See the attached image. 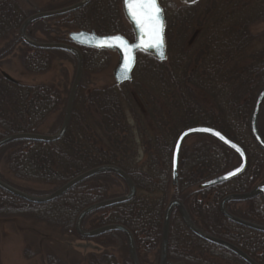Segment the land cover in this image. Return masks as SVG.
<instances>
[{"label": "trees", "instance_id": "obj_1", "mask_svg": "<svg viewBox=\"0 0 264 264\" xmlns=\"http://www.w3.org/2000/svg\"><path fill=\"white\" fill-rule=\"evenodd\" d=\"M38 1L41 0H26L32 13L19 0H0V42L8 43L0 48V67L13 51H18L20 63L29 74L51 71L59 58L74 59L69 52L34 49L21 41L24 21L42 12L35 5ZM198 2L184 6L193 8ZM160 3L168 20L169 37L176 11L172 14L166 0ZM111 7L110 0H92L76 12L34 23L28 35L43 43H69V34L76 31L125 35L114 20ZM60 8L63 7L56 9ZM176 10L180 11L177 6ZM204 13L206 18L193 29L187 48H180V54L170 61L159 62L151 55L140 54L131 82L98 87L89 93L80 86L70 127L60 141H18L1 148L0 179L28 194L42 196L85 171L103 165L117 166L133 179L137 194L127 203L86 217L85 231L122 225L134 236L140 263L159 264L165 211L172 200H180L200 229L234 244L257 263L264 264V233L233 224L220 212V203L226 196L248 193L264 183V152L253 142L249 130L255 98L264 87V47L259 48L264 26L258 27L264 25V0H208ZM52 22L56 30L46 25ZM39 23L43 24L41 32L47 40L33 35L32 30ZM189 30H181L183 47ZM81 50L85 75L102 73L110 66V52ZM3 72H0V139L18 133L45 134L40 132L41 127L59 111L62 112L59 124L64 120L65 98L60 88L26 85L13 77L14 82H10ZM197 125L216 128L245 149L248 168L242 176L214 188L200 189L203 182L234 168L238 158L216 140L199 136L184 145L178 182L172 185L175 140L183 129ZM260 129L264 136L261 123ZM114 184H123L128 191L118 176L104 173L42 205L23 201L0 189V221L27 218L46 224L51 234L56 235H49L50 240L60 244L63 238L75 240L66 244L83 253V264H131L125 234L112 232L87 240L76 230V220L85 208L120 196L112 194ZM41 186L53 189L44 193L38 189ZM241 203L245 207L233 211L232 206ZM227 208L239 218L264 225V202L260 197L232 202ZM82 244L91 246L84 248ZM117 246L121 258L113 252ZM151 256L152 263L148 260ZM45 261L69 264L53 253H48ZM168 261L246 264L230 251L195 236L177 211L171 221Z\"/></svg>", "mask_w": 264, "mask_h": 264}, {"label": "water", "instance_id": "obj_2", "mask_svg": "<svg viewBox=\"0 0 264 264\" xmlns=\"http://www.w3.org/2000/svg\"><path fill=\"white\" fill-rule=\"evenodd\" d=\"M91 1L92 0H81L78 3H75L71 6H68L62 9L34 14L28 17L27 20H25V22L22 24L20 28V38L26 45L34 49L61 50V51L71 53L76 59V74H75V79H74V82H73V85H72V88H71V91L68 97L64 120H63L60 130L56 134L48 135V134H37V133H18V134L7 135L0 139V149L8 144L18 142V141L54 143L64 138V136L66 135L70 127L75 100H76V97H77V94H78V91L81 85L83 73H84V58L80 50L81 48L94 49V50H99V51H110L118 55V63L113 72L115 84L118 86L132 81L133 79L132 75H133V72L136 66L138 54L140 53L150 54L153 57H155L158 61H161V62L167 60L168 55H167V44H166V36H165L166 18H165L164 9L161 6L159 0H158L159 6L163 10V22H164V27H163L164 43H163V47L160 48L159 50L154 47L145 48L143 46H139V45H142L147 40V36L141 32V30L138 28V26L134 23L132 18L129 16L128 11L124 6V0H121L122 10H123L126 20L131 26V29L134 35L133 41L128 40L125 36L120 35V34L101 36V35L96 34V32L94 31L92 32L79 31V32L70 33L69 35L70 44L41 43V42H36L32 40L28 36L27 30L33 23L78 11L88 6ZM179 1L182 3H186V4H194L198 0H195V2H193V0H179ZM115 36L122 37L129 46H132V51L130 55L134 59H133V63L127 69V71H125L126 54L121 47H107V46L98 47L97 46L102 39L115 37ZM109 43H111V41H109ZM3 76L6 80L10 82H14L13 78L10 77L8 74L3 73ZM263 106H264V87L258 92L255 98V102H254L250 117H249V130L251 133V137L254 143L258 146V148L264 152V137L260 131V126H259L260 113H261V109ZM205 129L209 131H204ZM216 133H219V135H216ZM192 136H207V137L213 138L214 140L222 144L224 147L234 152L239 158V165L237 167L203 182L200 185V189L214 188V187L226 184L242 176L246 172L247 167H248V156H247L246 151L241 145H239L238 143L228 138L226 135H224L220 130L216 128L205 126V125L192 126L180 132L173 146V151H172V156H171V182L173 186H176L178 182L180 158H181V152H182L183 146L185 144V141ZM221 137H223V139H221ZM104 173L115 174L119 178H121L128 186V193L122 196L110 198V199L92 204L88 206L87 208H85L79 214L76 220V230L82 238L88 239V240L94 239L101 235H105V234L112 233V232H121L125 234L127 241H128V248H129L131 264H141L138 258L134 236L128 228L122 225H118V224H111V225L98 228L93 231H85L83 229V222L85 218L88 217L89 215L97 211L106 209V208H111V207H114L120 204L127 203L136 196L137 188H136V185L133 179L121 168L117 166H113V165H103V166L93 168L91 170L85 171L77 175L76 177H74L73 179H71L70 181H68L67 183H65L58 189H56L55 191L47 195H43V196L28 194L24 191H21L7 184L1 179H0V189L23 201H26L32 204L42 205V204H48V203L54 202L55 200L61 198L62 196L70 192L72 189H74L78 185L86 182L87 180L95 176H98ZM257 197H260L262 201L264 202V183L256 186L252 191L248 193L228 195L220 203V212L225 219H227L229 222L233 224L245 227L250 230L264 233V225H260V224L253 223V222L244 220L242 218H239L231 214L227 209V205L231 202H244V201L252 200ZM175 210L179 213L185 226L198 238L230 251L231 253L236 255L239 259H241L246 264H259L254 259H252L248 254H246L240 248L235 246L234 244L222 238H218L216 236L210 235L204 232L202 229H200L194 223V221L190 217V214L187 208L180 200L171 201L165 211L159 264H185L183 262L169 263L168 261L171 221H172V216ZM81 246L88 247L91 245L82 244Z\"/></svg>", "mask_w": 264, "mask_h": 264}, {"label": "rangeland", "instance_id": "obj_3", "mask_svg": "<svg viewBox=\"0 0 264 264\" xmlns=\"http://www.w3.org/2000/svg\"><path fill=\"white\" fill-rule=\"evenodd\" d=\"M75 1L76 0H41L35 2V5L42 12H45L54 10L58 7L70 5ZM19 2L22 6L26 7V10L28 12L32 11L33 13V10L30 9V6L26 2V0H19ZM166 2L167 6L172 11V14L174 13V10L176 11V15L174 14L172 17L174 26H172V32L169 37L168 35H166L168 61H170V59L180 54V48H187V44L192 36L193 29L197 28L199 21H203L206 18L204 12L207 7L208 0L199 1L197 6L193 8L185 7L179 2V0H166ZM111 4V14H113L114 20L117 22V24H119L121 28L125 30V36L132 41L133 37L131 27L123 14L121 0H110V5ZM175 5L178 9H180V11L176 10ZM167 21L168 20L166 17V22ZM53 24L54 23L52 22V24L47 23L46 25L53 27ZM263 26L264 25L262 24L258 27ZM42 28V23L35 25L32 30L33 35L38 39L47 40V38L41 32ZM53 28L54 30H56V27ZM186 28L187 30H189L190 28V30L188 31V36L186 35V41L183 47L181 30H185ZM263 34L264 32L260 33V35ZM263 37L264 36L260 38ZM261 42L262 43L259 47L260 49L264 47V38L261 40ZM7 45L8 43L0 42V48H3ZM170 48H173V52H170ZM117 63L118 55L116 53H111L110 66L105 71L99 74H91L90 76H88V74H83L80 86H84L86 93H89L95 88L115 84L113 72L117 66ZM3 71L13 77L15 80H18L26 85H55L60 88L65 98V113L68 97L76 74L75 58H59L54 64V67L51 71L44 74H29L24 71L20 63L18 51H13L5 58V60L1 64L0 72ZM61 113L62 112L59 111L55 114H52L47 119L45 124L41 127L40 132L50 135L58 132L63 122L62 121L59 124ZM260 123L264 128V111L261 113ZM131 124H133L132 120ZM197 137L199 136H192L188 138L185 141L184 145L186 146L188 144H191L194 140H196ZM142 158L143 156L141 155V159ZM143 160L144 159H142V161ZM238 163L239 162H236L234 166H237ZM1 173L5 174V170L1 169ZM38 189H40L39 191H43L44 193H46L53 188L41 186ZM111 192L113 195H123L127 193V189L123 186V184H114L112 185ZM244 207L245 205L241 203L233 205L232 209L235 212H239ZM51 232V228L46 224L27 218H16L13 220L0 221L1 264H47L45 261V257L48 253H53L69 264H79V262L83 264V253L81 254L78 248L76 249V251L73 249L71 250V247L66 244V242H73L75 240H73L72 238H63V243L60 244L55 242L54 240H50L49 235L56 236L55 234H51ZM41 234H47V237L42 238ZM113 252L118 256V258H121L120 246L114 247ZM148 260L150 263H152L154 261V258L151 256L148 257Z\"/></svg>", "mask_w": 264, "mask_h": 264}, {"label": "snow or ice", "instance_id": "obj_4", "mask_svg": "<svg viewBox=\"0 0 264 264\" xmlns=\"http://www.w3.org/2000/svg\"><path fill=\"white\" fill-rule=\"evenodd\" d=\"M195 2V0H193ZM124 6L129 16L138 26L141 32L147 36V40L139 46L154 47L160 49L163 47V10L159 6L158 0H124ZM111 41V43H109ZM98 47H121L126 54L125 71L133 63V57L130 55L132 46L120 36L104 38L97 45ZM204 131H209L205 129ZM219 135V133H216ZM223 139V137H221ZM235 147V146H233Z\"/></svg>", "mask_w": 264, "mask_h": 264}, {"label": "flooded vegetation", "instance_id": "obj_5", "mask_svg": "<svg viewBox=\"0 0 264 264\" xmlns=\"http://www.w3.org/2000/svg\"><path fill=\"white\" fill-rule=\"evenodd\" d=\"M81 0H79L78 2H80ZM78 2H76V3H78ZM75 4V3H74ZM73 5V4H72ZM63 16V15H62ZM56 18V17H55Z\"/></svg>", "mask_w": 264, "mask_h": 264}]
</instances>
